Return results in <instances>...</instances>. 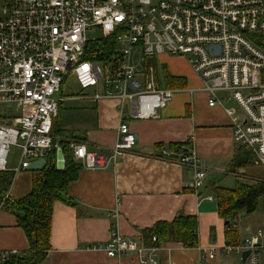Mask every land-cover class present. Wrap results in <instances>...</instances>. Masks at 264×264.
<instances>
[{
    "label": "built area",
    "instance_id": "2783aa9c",
    "mask_svg": "<svg viewBox=\"0 0 264 264\" xmlns=\"http://www.w3.org/2000/svg\"><path fill=\"white\" fill-rule=\"evenodd\" d=\"M91 28H99L104 39L117 33L112 57L98 59L91 47L99 40L87 35ZM263 44L264 0H0V103L9 104V113L0 115L5 119L0 122V171L17 174L40 159L46 165L49 158L64 168L65 140L54 125L70 76L84 90L101 87L95 99L116 96L120 112L127 107L133 119L158 117L176 92L159 82L157 67L149 64L162 54L186 58L209 93V106L221 102L218 91L229 93L224 99L239 107L227 108L234 141L251 154L253 166L264 168ZM136 48L143 53L141 69L133 59ZM136 141L121 116L111 148L89 149L86 142L73 141L67 149L83 167L106 169ZM12 145L21 149V157L9 167ZM177 156L192 169L187 187L200 189L207 174L194 147ZM14 204L9 190L0 194V210ZM238 222L232 227L239 230ZM162 246L157 236L147 245L112 228L110 238L92 248L110 258L160 264L156 254ZM200 251L210 262L219 253L242 257L248 251L245 264H264V229L240 237L237 244ZM9 253L17 250L0 251V260Z\"/></svg>",
    "mask_w": 264,
    "mask_h": 264
},
{
    "label": "crops",
    "instance_id": "0c3cea01",
    "mask_svg": "<svg viewBox=\"0 0 264 264\" xmlns=\"http://www.w3.org/2000/svg\"><path fill=\"white\" fill-rule=\"evenodd\" d=\"M168 58L173 59L168 62ZM161 64L171 75L185 78L187 86L173 88L176 92L171 102L151 119H133L127 107L121 113L116 96L95 99L101 87L85 89L92 90L89 94L76 80L79 91L74 92L66 89L68 79L65 81L54 129L69 145L83 141L89 149L111 148L117 142L121 116L130 123L137 141L109 168L93 170L81 165L77 179L53 203L52 249L41 264H138L136 258H110L92 246L105 243L112 228L142 242L143 230L159 222H172L181 215L197 217L199 244L183 247L176 242L163 243L156 254L160 263L213 264L201 258L200 248L221 249L227 244L226 221L219 214L213 188L264 180V168L232 165L239 146L234 141L227 108L239 107L234 100L224 99L229 93L218 91L221 102L209 106V93L203 90L201 79L186 58L166 56ZM81 103L95 112L82 111ZM60 120L65 124L62 127ZM186 140L192 141L207 174L204 185L197 190L187 187L192 169L179 163L178 152L170 148V144ZM33 172L15 174L9 189L12 197L20 199L32 191ZM18 213L0 210V251L29 248ZM238 224L239 236L249 237L256 229H264V211L243 215ZM227 260L232 264L231 259Z\"/></svg>",
    "mask_w": 264,
    "mask_h": 264
},
{
    "label": "trees",
    "instance_id": "16d2710c",
    "mask_svg": "<svg viewBox=\"0 0 264 264\" xmlns=\"http://www.w3.org/2000/svg\"><path fill=\"white\" fill-rule=\"evenodd\" d=\"M116 35L117 33H114L92 45V50L98 53V59H102L100 51L104 57H111L115 53ZM149 64L156 66L157 63L151 59ZM163 71L165 87L184 88L187 86V80L182 76L170 75L166 68H163ZM157 76L159 82L163 83L159 72ZM64 144L67 157L64 168H57L54 165V158H49L43 169L33 172L32 191L20 199L15 198L13 208H7V210L19 212L18 223L27 235L29 248L17 251V253H9L7 259L0 260V264H41L52 249L53 203L61 197L62 193L68 191L69 184L77 179L81 168L80 163L70 158L67 149L69 143L64 141ZM191 146H193L191 140L170 144L172 151L178 153L188 151ZM236 153L232 162L233 167H246L251 164L252 157L247 150L239 147ZM14 176L15 173L12 171H0V194L10 189ZM213 191L218 201L220 216L225 221H229L226 224V242L237 244L240 242V236L238 229L232 227V223L239 221L243 215L259 210L264 211V180L237 183L233 188L215 186ZM142 236L141 241L147 245L151 244L153 236H157L160 243L176 242L183 247H196L199 244L198 219L196 216L181 215L172 222H159L154 227L143 230Z\"/></svg>",
    "mask_w": 264,
    "mask_h": 264
},
{
    "label": "rangeland",
    "instance_id": "374dc122",
    "mask_svg": "<svg viewBox=\"0 0 264 264\" xmlns=\"http://www.w3.org/2000/svg\"><path fill=\"white\" fill-rule=\"evenodd\" d=\"M87 35H88L89 39H98L99 41L102 40V39H104L103 36H102L101 30L99 28H91V29H89ZM100 54H102L101 55V58L103 60L104 59V56H103V53H101V51H100ZM166 56L172 57L173 55H168V54H162L161 56L156 55L155 56V59H154L156 61V63H157L156 66H157V70L159 72V77H160L161 81H163V78H164L163 68H166V66L164 64H161V62L163 61V59ZM133 59H134L135 63L138 65V68H140V69L141 68H144L143 53H142L141 48L134 49ZM172 59L173 58H168V62L171 61ZM101 65L102 66L104 65L103 62H102ZM166 70L169 73V71H168L167 68H166ZM67 79L68 80H67L66 89L67 90H70V91L78 92L79 90H77V88H76L77 87L76 78L74 76H70ZM161 84L164 85V81H163V83L161 82ZM173 88H171V89H173ZM85 91L88 92L89 94H90V92H92V90H85ZM8 105L9 104H1L0 103V115L3 112L9 113V110L5 111L6 110V107H8ZM79 107H81L80 109L82 111H90V110H93L95 112V110L92 109V108H90V106H88V104H86V103H83V104L81 103ZM3 120H5V119L2 118V117H0V122L3 121ZM62 124H63V122H62V120H60L59 127H62ZM64 125L65 124H63V126ZM20 157H21V149L18 146L12 145L11 148H10L9 157H8L9 167L18 165L19 160H20ZM60 166L61 165H59V167ZM228 258L232 260V264H239V263L241 264V255H239L237 253H233L230 256H222V257H221V254L219 253L218 256H217V258L212 263L213 264H220L221 262H223V264H228V260H227Z\"/></svg>",
    "mask_w": 264,
    "mask_h": 264
},
{
    "label": "water",
    "instance_id": "95a60500",
    "mask_svg": "<svg viewBox=\"0 0 264 264\" xmlns=\"http://www.w3.org/2000/svg\"><path fill=\"white\" fill-rule=\"evenodd\" d=\"M44 166H45L44 160L40 159V160L31 162L29 164L27 170H30V171L41 170L44 168ZM228 223H229V221H226V224H228ZM248 254H249L248 251L243 252L242 258H241V264H245Z\"/></svg>",
    "mask_w": 264,
    "mask_h": 264
}]
</instances>
